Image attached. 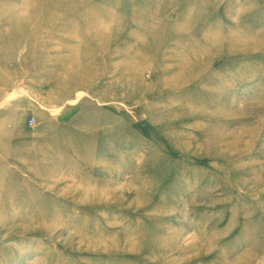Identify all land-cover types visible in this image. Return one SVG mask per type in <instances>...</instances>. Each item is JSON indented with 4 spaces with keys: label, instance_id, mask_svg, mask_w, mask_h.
Masks as SVG:
<instances>
[{
    "label": "rangeland",
    "instance_id": "374dc122",
    "mask_svg": "<svg viewBox=\"0 0 264 264\" xmlns=\"http://www.w3.org/2000/svg\"><path fill=\"white\" fill-rule=\"evenodd\" d=\"M0 264H264V0H0Z\"/></svg>",
    "mask_w": 264,
    "mask_h": 264
},
{
    "label": "built area",
    "instance_id": "2783aa9c",
    "mask_svg": "<svg viewBox=\"0 0 264 264\" xmlns=\"http://www.w3.org/2000/svg\"><path fill=\"white\" fill-rule=\"evenodd\" d=\"M34 123H35V119L31 118V119L29 120V125H30V126H33Z\"/></svg>",
    "mask_w": 264,
    "mask_h": 264
}]
</instances>
